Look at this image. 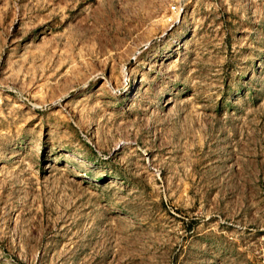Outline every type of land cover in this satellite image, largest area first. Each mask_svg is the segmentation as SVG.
Returning <instances> with one entry per match:
<instances>
[{"label": "rangeland", "instance_id": "374dc122", "mask_svg": "<svg viewBox=\"0 0 264 264\" xmlns=\"http://www.w3.org/2000/svg\"><path fill=\"white\" fill-rule=\"evenodd\" d=\"M0 264H264V0H0Z\"/></svg>", "mask_w": 264, "mask_h": 264}, {"label": "built area", "instance_id": "2783aa9c", "mask_svg": "<svg viewBox=\"0 0 264 264\" xmlns=\"http://www.w3.org/2000/svg\"><path fill=\"white\" fill-rule=\"evenodd\" d=\"M176 7V5H172L171 8L174 9Z\"/></svg>", "mask_w": 264, "mask_h": 264}]
</instances>
